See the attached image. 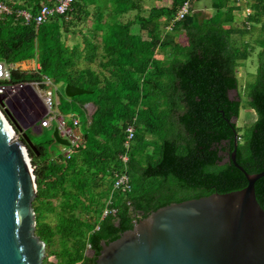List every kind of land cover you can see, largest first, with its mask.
<instances>
[{
    "label": "trees",
    "instance_id": "obj_1",
    "mask_svg": "<svg viewBox=\"0 0 264 264\" xmlns=\"http://www.w3.org/2000/svg\"><path fill=\"white\" fill-rule=\"evenodd\" d=\"M2 1L20 3L32 15L46 2ZM183 1L171 0L169 6L151 2L144 13L142 0H72L70 9L39 24L13 16L0 19V61L33 58L38 64L35 70L11 69V81L45 75L54 83L90 90L80 100L71 97L80 107L85 102L94 106L89 117L76 116L82 143L69 158L47 155L42 143H33L35 151L27 148L36 188L34 233L45 248L42 264H93L99 241L116 238L137 215L171 201L243 187L246 179L229 158L233 148L235 162L246 172L264 169V38L256 44L255 70L245 85L255 118L240 141L230 122L238 114L239 92L228 94L237 87L235 67L245 51L231 46L235 27H224L239 8L238 0H209L212 12L201 18L191 10L198 0H187L190 12L171 21ZM244 2L251 11L245 20L264 31V0ZM130 10L136 11L133 17L122 20ZM86 19L88 26L73 30ZM76 31L80 41L65 46L63 35ZM177 31L185 44L173 38ZM96 58L93 68L89 64ZM129 124L132 138L124 148ZM121 172L128 176L129 189L111 190L114 173ZM254 191L264 210V175L254 181ZM107 200L115 211L100 219ZM77 208L88 216H77ZM86 242L92 256L85 255Z\"/></svg>",
    "mask_w": 264,
    "mask_h": 264
},
{
    "label": "water",
    "instance_id": "obj_2",
    "mask_svg": "<svg viewBox=\"0 0 264 264\" xmlns=\"http://www.w3.org/2000/svg\"><path fill=\"white\" fill-rule=\"evenodd\" d=\"M63 90L66 97L90 91L71 84ZM235 94L234 88L228 95ZM52 138L68 144L55 127ZM27 148L36 150L0 109V264H42L44 256V243L34 233L36 188ZM229 156L246 179L243 187L150 210L116 238L100 240L93 264H264V210L254 191L264 169L248 173L235 162L234 148ZM92 254L93 249L85 251Z\"/></svg>",
    "mask_w": 264,
    "mask_h": 264
},
{
    "label": "rangeland",
    "instance_id": "obj_3",
    "mask_svg": "<svg viewBox=\"0 0 264 264\" xmlns=\"http://www.w3.org/2000/svg\"><path fill=\"white\" fill-rule=\"evenodd\" d=\"M201 1V0H200ZM248 2H253V0H247ZM151 2H155L158 6L165 5L169 6L171 0H142V6L145 10H147V5H150ZM202 2L206 6H210L209 0H202ZM198 2L192 1V6L197 5ZM236 5H239V8L233 11L232 21L228 24H224V27H235L236 31L230 34V42L233 49L236 51H241L244 49L245 51V58L239 59L237 66L235 67V76L237 77V87L236 91L239 93V110L237 117L234 119L235 127L238 129L237 135L240 136L241 133L249 127L252 121L255 118V113L251 107L246 103L247 97L245 96V85L252 79L253 73L256 66V51L258 50L259 41L264 38V31L260 30L258 27H254L252 23L246 21V15L249 14L250 8L249 3L246 4L244 0H238ZM247 5V7H246ZM212 9V8H211ZM135 10H130L127 13H124L121 16L122 20L132 18ZM190 12V11H189ZM208 12V13H207ZM207 13V14H206ZM211 12L209 10L204 11L203 16L208 17L210 16ZM201 18V14L199 15ZM162 17H158L160 21ZM264 20V17L261 18ZM90 24V19H86L85 22H80L76 26L73 27V30L77 29H84V27ZM250 24V25H249ZM259 24V22H258ZM257 24V25H258ZM259 26V25H258ZM245 27V28H244ZM248 27V28H247ZM243 28V32L241 31ZM238 29L240 31H238ZM133 31H137V27L132 28ZM77 32V31H76ZM68 33L63 35V44L67 47L71 46L74 42L80 41V35L77 33ZM97 40L99 38L97 37ZM180 42V41H179ZM185 43V38L182 37L181 44ZM99 51V50H98ZM160 57V53L157 51L155 57ZM97 58L89 64L91 67H96ZM19 68L23 67V69L29 70L30 66L26 65V62L23 60L19 62ZM43 84L42 89L50 90L52 93V103L54 109L61 115H63L66 122L69 121L68 114L72 113L74 116H77L81 119L86 115L89 117L90 113L94 109V106L89 104L90 102L83 103L82 107H80L78 100L82 99L86 96L87 93H82L75 95L78 99H73L72 97H66L64 95V84L62 82H53L51 79ZM56 88H54V86ZM77 100V101H76ZM0 109L4 112L5 116L7 117L8 121L12 124L14 123L19 128L25 130L28 138L32 143H42L44 148V153L47 155H56L58 153L63 152L65 146H62L54 141L52 138V130L54 128V122H51L50 126L45 128H38L35 124L38 122L39 115L42 113V106L39 100H36V96L31 92L27 94L23 93H12L10 88L7 89V93L5 94L3 100H0ZM18 134L17 130L15 129L14 136L16 137ZM57 200L53 199L52 204H55ZM75 214L80 217L88 216V213L85 212L83 209L77 208L75 209ZM53 217L51 215L46 216V220L51 222ZM49 260L54 261V256L48 257Z\"/></svg>",
    "mask_w": 264,
    "mask_h": 264
},
{
    "label": "built area",
    "instance_id": "obj_4",
    "mask_svg": "<svg viewBox=\"0 0 264 264\" xmlns=\"http://www.w3.org/2000/svg\"><path fill=\"white\" fill-rule=\"evenodd\" d=\"M71 2L72 0H46V2L40 3L37 11L32 15L30 14V11L20 5V3L14 6L15 4H9L0 0V19L5 16H13L14 18H22L25 23L32 20L35 24H39L46 21L48 18L55 14H63L66 10L70 9ZM187 10L188 1L185 0L179 6L175 14V18H181L184 14L187 13ZM17 67L18 66L14 64H6L0 61V100H3L8 88H10L12 93L27 94L28 92H31L32 94H34L36 96V100H39L43 110L38 118V127L42 129L50 126L51 122H54V127L57 129L58 135L68 141V144L65 145V149L63 150L62 155L65 156V158H69L72 149L77 148L82 143V135L79 131L77 117L72 113H69V121L66 122L63 115H61L56 111V109H54L51 91L42 89L43 86L41 84L49 81L45 75L42 77V80L31 79L28 81H11L10 71L11 69ZM37 68L38 65L36 64L35 68H33L32 70H35ZM54 88L56 87L54 86ZM16 138H18V134H16ZM131 138L132 125L129 124L124 130V139L122 142L124 148L128 147ZM119 157L123 162H125L127 159L125 153L120 154ZM110 187L111 190L117 188L121 191L128 190L129 183L127 174L125 172H121L118 174L114 173V177L111 179ZM108 203L109 200L105 202V205L100 212V219L108 213H114L115 209L111 207L109 208ZM138 217L139 215H137L135 219ZM97 227L98 226L95 225L93 227V230L97 229ZM89 248L90 244L86 242L84 251H87ZM73 264H81V260H76L75 262H73Z\"/></svg>",
    "mask_w": 264,
    "mask_h": 264
},
{
    "label": "crops",
    "instance_id": "obj_5",
    "mask_svg": "<svg viewBox=\"0 0 264 264\" xmlns=\"http://www.w3.org/2000/svg\"><path fill=\"white\" fill-rule=\"evenodd\" d=\"M196 2H198V4L197 5H195V6H192V11H197L199 14H201V15H203L204 14V11H206V10H209V12H212V9H211V7H209V6H206L203 2H202V0L200 1V0H198V1H196ZM153 4H155V5H157L155 2H153ZM158 6V5H157ZM146 12V10L144 11V13ZM208 13V12H207ZM206 13V14H207ZM160 17H162L161 18V20L160 21H162V19H163V16H160ZM166 26H168V27H170V24H168V25H166ZM165 26V29H166V31H168L170 28H167ZM182 37H184L185 38V36H184V34L183 33H181L180 31L178 32H174V37L173 38H175V40L176 41H180L179 43H181V39H182ZM186 39V38H185ZM185 43H186V40H185ZM185 43H183V44H185ZM158 57V56H157ZM160 57H161V54H160ZM24 62H26V65H28V66H30V68H27V69H29V70H32L33 68H35V65L37 64L36 62H35V60L33 59V58H30V59H25V60H23ZM21 62V61H20ZM14 65H16V66H18L19 65V62H17V63H15ZM38 65V64H37ZM19 67V66H18ZM21 69H23V67H20ZM23 70H26V69H23ZM89 104H91V103H89ZM92 105V104H91ZM39 128V127H38Z\"/></svg>",
    "mask_w": 264,
    "mask_h": 264
},
{
    "label": "clouds",
    "instance_id": "obj_6",
    "mask_svg": "<svg viewBox=\"0 0 264 264\" xmlns=\"http://www.w3.org/2000/svg\"><path fill=\"white\" fill-rule=\"evenodd\" d=\"M180 6V5H179ZM179 6L177 7V10H178V8H179ZM246 7H247V5H246ZM177 10H176V12H177ZM189 11V7H188V10H187V12ZM176 12L174 13V15H173V18L171 19V21H174V20H179L180 18H175V14H176ZM170 26H171V24H170ZM167 28H170V27H168V26H166ZM186 40V39H185ZM236 90V89H235ZM236 93H237V91H236ZM236 118V117H235ZM18 138H19V134H18ZM63 146V145H62ZM139 217H140V215H139ZM89 250V249H88ZM87 250V251H88Z\"/></svg>",
    "mask_w": 264,
    "mask_h": 264
},
{
    "label": "flooded vegetation",
    "instance_id": "obj_7",
    "mask_svg": "<svg viewBox=\"0 0 264 264\" xmlns=\"http://www.w3.org/2000/svg\"><path fill=\"white\" fill-rule=\"evenodd\" d=\"M225 159H226V157L224 158V160H225ZM224 160H223V161H224Z\"/></svg>",
    "mask_w": 264,
    "mask_h": 264
}]
</instances>
